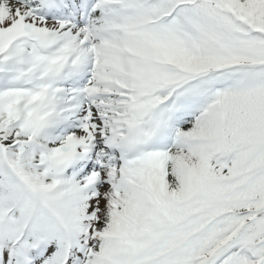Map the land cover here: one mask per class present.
Wrapping results in <instances>:
<instances>
[{"label": "snow or ice", "instance_id": "6c2138e0", "mask_svg": "<svg viewBox=\"0 0 264 264\" xmlns=\"http://www.w3.org/2000/svg\"><path fill=\"white\" fill-rule=\"evenodd\" d=\"M0 264H264V0H0Z\"/></svg>", "mask_w": 264, "mask_h": 264}]
</instances>
